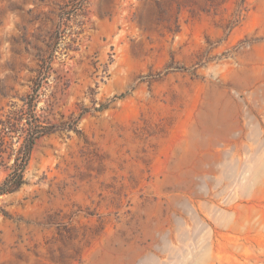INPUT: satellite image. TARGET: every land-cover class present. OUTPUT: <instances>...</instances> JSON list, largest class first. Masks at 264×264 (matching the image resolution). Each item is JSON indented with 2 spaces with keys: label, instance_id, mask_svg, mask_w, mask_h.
<instances>
[{
  "label": "rangeland",
  "instance_id": "rangeland-1",
  "mask_svg": "<svg viewBox=\"0 0 264 264\" xmlns=\"http://www.w3.org/2000/svg\"><path fill=\"white\" fill-rule=\"evenodd\" d=\"M36 89L0 264H264V0H0V119Z\"/></svg>",
  "mask_w": 264,
  "mask_h": 264
},
{
  "label": "trees",
  "instance_id": "trees-1",
  "mask_svg": "<svg viewBox=\"0 0 264 264\" xmlns=\"http://www.w3.org/2000/svg\"><path fill=\"white\" fill-rule=\"evenodd\" d=\"M23 101L21 109L12 106L0 119V163L4 161L7 150L16 152V160L9 168L10 173L0 186V196L13 193L25 184V173L37 142L52 132L41 125L40 118L36 115L38 90H34V94ZM15 143L19 144L18 150L12 149Z\"/></svg>",
  "mask_w": 264,
  "mask_h": 264
}]
</instances>
